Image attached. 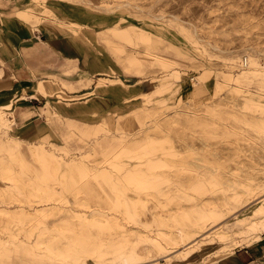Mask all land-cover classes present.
I'll list each match as a JSON object with an SVG mask.
<instances>
[{
	"label": "rangeland",
	"instance_id": "rangeland-1",
	"mask_svg": "<svg viewBox=\"0 0 264 264\" xmlns=\"http://www.w3.org/2000/svg\"><path fill=\"white\" fill-rule=\"evenodd\" d=\"M32 1L39 25L26 23L15 14V10L30 6ZM45 17L68 24L79 23L83 28L79 38L73 37L68 28H64V32L54 31L45 25ZM130 23L152 33L154 41H158L154 48L157 53L176 59L174 67L182 78L178 81L171 78L170 86L162 92L156 91L155 86L164 88L162 78L168 74V69L148 57L142 43L125 44L107 31L110 27H126ZM41 40L51 43L41 45V51L28 55L27 52L35 50L33 45ZM1 52L18 57L22 65L4 66L6 72L15 70L21 78L12 90L9 86L0 88V104L12 99L16 101L15 122L8 114L11 119L9 130L0 136V143L8 140V136L21 139L24 150L30 143H44L60 158L87 156V160L95 164L100 163L104 152L109 150L102 147L105 141L100 145L103 137L126 135L132 140L139 136L142 128L155 129L158 125L163 132L151 130V136L162 137L167 133L177 150H192L191 156L180 159L182 164L164 172V177L172 181L163 182L161 188L166 190L168 185L175 187L174 184L180 182L188 187L183 194L202 200L217 199L221 205L227 194L242 192L240 200H230L236 214L226 221L228 225L261 205L264 198V129L256 124V120L264 108L255 104L244 108L242 92L231 91L230 87L236 85L227 84L224 75L236 78L248 71L249 68L240 67L239 61L248 53L264 67V0H0ZM129 56H142L141 67L129 66ZM227 58L235 62L224 61ZM28 70L35 71L39 79L47 77L48 72L56 73L64 97L45 98L37 91V80L33 75L27 79ZM67 73L71 76H65ZM257 79L250 78L240 84L245 94H263L264 88ZM220 83L223 88L213 97V89ZM153 89L152 99L142 96ZM192 91H195L194 95ZM83 93H89V97H77ZM140 96L141 99L132 100ZM132 111L133 116H126L123 121L119 119ZM26 112L32 113L29 120L25 119ZM55 113L59 117H55ZM104 122L107 124H102ZM8 143L16 145L12 140ZM7 155L0 149V158L6 159ZM31 166L36 169L40 165L34 160ZM112 175V180L102 186L89 178L85 186L80 185L82 194L78 199L74 190H69V201L74 204L82 200L91 211L112 207L110 212L120 217L124 228L141 230L144 236L155 234L156 223L144 225L147 220L140 218L136 219L137 223L130 222L122 212L113 210L116 195L121 194L122 189L125 188L127 197L141 196L147 203V211L154 214H174L180 206H187V203H180L179 198L162 200L157 194L156 201L150 200L148 193L140 194L118 179L116 172ZM200 178H212L219 184L199 185L202 190L199 194L192 185L199 183ZM25 179L28 181L27 176ZM113 184L118 185L120 191H113ZM8 188L20 196L11 185ZM15 197L0 195V207H28V196ZM250 201L252 203L246 206ZM52 202L47 203L52 205ZM36 205L30 203L32 207ZM56 221L58 218L55 217L47 220L49 224ZM75 223H78L77 227L86 225V222ZM13 225L10 231L0 226V239L7 240L16 233V242L27 241L26 227ZM171 228L162 227L163 230ZM256 234L236 237L238 246L244 247V243L254 240ZM11 248L10 253L0 256V264H34L22 249L16 251L13 245ZM212 252L206 246L202 255L191 264H220ZM236 252L241 260H256V263L264 256L260 244ZM43 259L45 264L50 262L46 257Z\"/></svg>",
	"mask_w": 264,
	"mask_h": 264
},
{
	"label": "bare ground",
	"instance_id": "bare-ground-1",
	"mask_svg": "<svg viewBox=\"0 0 264 264\" xmlns=\"http://www.w3.org/2000/svg\"><path fill=\"white\" fill-rule=\"evenodd\" d=\"M35 7L32 1L30 6L15 10V14L26 23L39 25L40 23L36 19L37 14L34 11ZM34 18L35 20L32 21ZM45 18L46 26L61 32H64V28H68L67 31L75 38H79V33L83 29L79 23L68 24L60 21L58 23L57 20ZM73 26H77L76 29ZM107 31L115 39L125 42V44L142 43L145 45L147 56L168 69V74L162 78L164 88L155 86L156 91L162 92L165 88L167 89L170 86L171 78L177 81L182 78L180 72L174 67L177 63L176 59L155 51L154 48L158 46L156 43L158 41H154L152 33L148 30L130 23L126 27H110ZM56 36L58 40L59 37ZM157 38L161 40L158 36ZM176 54L181 57L180 53ZM244 58L249 61V70L236 78L225 74V80L227 84L232 82L236 85V87H230L231 91L242 92L245 98L244 108H248L252 104L264 108V92L263 94H245V91L240 87V84L246 80L257 77L261 82V87L264 88V67L250 53ZM241 59H239L240 64L243 60ZM224 61L235 62L232 58L224 59ZM127 63L132 68H139L142 56H129ZM1 72L0 76L4 74L2 70ZM31 73L37 80V91L45 98L51 99L56 96L57 99H62L64 97L63 87H60L58 83V76L47 74V77L39 79L35 71H31ZM65 76L71 75L67 73ZM102 79L100 78V80ZM151 81L153 82L155 79H151ZM222 85L220 83L214 87L213 97L222 90ZM153 93L154 89L142 96L152 99ZM194 93L195 91H192V95ZM88 94L83 93L77 97L84 99L89 97ZM142 96L132 100L141 99ZM1 105L0 136H3L9 130L8 125L11 122L8 114L13 116L15 122L14 101ZM132 114H134L133 111L119 119L123 121L126 116H133ZM31 117L32 113H25L26 120ZM55 117H59V115L55 113ZM256 124L264 129V110L257 118ZM154 127L155 129H152L153 127L142 128L138 133V137H141L132 140L126 135L114 138L103 137L100 145L105 141V145L102 147L109 150L104 152V158L100 163L95 164H92L91 160H87V156L60 158L44 143H30L24 150V142L21 139L8 136V140L0 143V149L9 156L6 159L0 158V195L15 197L17 194L12 192V188H8L11 185L20 195H17L18 197H29V205L28 207L21 205L17 208L0 207V226L10 231L12 224L19 227L23 225L26 227L25 233L28 240L20 239V242H16L15 240L18 239L16 233H12L7 240L0 239V256L10 253L13 245L16 251L22 249L25 256L32 259L34 264H45L44 257L50 261L46 264H191L195 258L202 255L203 249L209 246L218 263L241 264L237 249L251 248L255 244H260L264 249V198L261 205L242 217L236 218L233 225H228L226 221L236 214V211H233L234 208L230 206V200H240L242 192L235 191L233 194H227V197L222 198L223 204L221 205L218 204L217 199L214 201L213 199L202 200L199 197L183 194L182 192H187L188 187L180 182L174 184L175 187L168 185L169 188L166 190L165 187L161 188L163 182L171 183L172 181L168 177H164V172L182 164L183 160L180 159L191 156L192 150L190 148L177 150L167 133L162 137L151 136V130L163 132L158 125ZM53 130L56 131L54 128ZM50 131L52 132V129ZM47 133L49 134V132ZM11 140L15 141L16 145L8 143ZM112 141L113 144H111ZM34 160L41 166H36V169L39 171L42 169V173L31 166V162ZM113 172H116L118 179L123 180L129 188L131 187L140 194L148 193L146 195L150 200L156 201L157 194L162 200L164 198L168 200L179 198L180 203H187V206H180L174 214H154L149 209L147 211V203L141 196L127 197L125 188L120 191L117 189L118 185L113 184V191L121 192L116 195L114 201L113 210L115 212H122L130 222L137 223L136 219L140 218L147 220L144 225L157 224H154L158 228L153 236H144L141 230L124 228L119 221L120 217L110 212L112 207L109 210L101 208L91 211L87 210L90 209V206L82 200H77L74 204L69 201V190L73 189V194L78 199L82 194L80 185L85 186L89 178L95 179L102 186V183L112 180ZM26 176L28 181L25 179ZM198 182L194 186L192 185V188L199 194H202L200 187L203 184L209 183L215 186L219 184L212 178H200ZM243 186L248 187L247 185ZM192 188L189 187V189ZM247 190L248 188L245 191ZM17 196L15 198H18ZM49 201L54 202L51 205L47 203ZM32 202L37 203V207L30 206ZM251 203V201L248 202L246 206ZM54 217L58 218V221L49 224L47 220ZM75 222L80 224L86 222V225L77 227L75 225L78 223ZM210 225L212 226L209 228ZM170 226L173 229H162V227ZM253 232L257 233L254 240L246 241L244 247L240 248L241 245L238 246L239 242L236 237ZM199 238L201 239L198 240ZM141 243L146 244L140 246Z\"/></svg>",
	"mask_w": 264,
	"mask_h": 264
},
{
	"label": "crops",
	"instance_id": "crops-1",
	"mask_svg": "<svg viewBox=\"0 0 264 264\" xmlns=\"http://www.w3.org/2000/svg\"><path fill=\"white\" fill-rule=\"evenodd\" d=\"M31 39H32V37H31ZM45 42H47V43H45ZM48 43H49L48 41H43V40H41V43H35L33 45V47H34L35 50H32L30 52H27V54L30 55L34 51H41V49H42L41 48V45L48 46L49 45ZM26 49L27 48H23V50H26ZM5 65L18 67V66H21L22 63L18 59V57H15L14 58L10 54L8 56V54H6V53H3V54H2V52L0 53V67H1L0 72H1V70L4 72V74L0 76V88L1 87H8L9 86L8 89H11L12 90V89H14L16 87V85H17L16 82L21 77L18 74H16L15 70L12 71L11 69H9L10 71L9 72L8 71L6 72V69L4 68ZM27 72H28L27 73V76H28L27 79L29 80V79H31L32 74H31V71H29V70ZM11 73H12V75H11ZM46 74H55V75H57L56 73H53V72H48ZM17 76H18V78H17ZM11 101H14V105H13V109H14V106L16 104V101L14 99L9 100L6 103H9ZM1 104H5V103H1ZM1 104H0V107L2 106ZM3 106H5V105H3ZM240 262H241V264H250V263H256V260L250 262L248 260H241V258H240ZM256 264H264V256L259 261V263L257 261Z\"/></svg>",
	"mask_w": 264,
	"mask_h": 264
},
{
	"label": "built area",
	"instance_id": "built-area-1",
	"mask_svg": "<svg viewBox=\"0 0 264 264\" xmlns=\"http://www.w3.org/2000/svg\"><path fill=\"white\" fill-rule=\"evenodd\" d=\"M240 66H241L242 69H247V68H249L250 64H249L248 59L244 58V59L241 61Z\"/></svg>",
	"mask_w": 264,
	"mask_h": 264
}]
</instances>
